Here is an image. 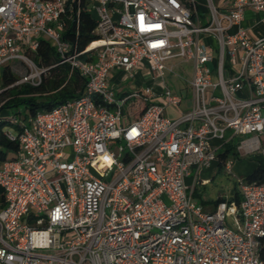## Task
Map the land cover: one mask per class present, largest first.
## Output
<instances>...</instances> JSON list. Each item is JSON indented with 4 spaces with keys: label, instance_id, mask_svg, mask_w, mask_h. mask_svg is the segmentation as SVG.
<instances>
[{
    "label": "built area",
    "instance_id": "built-area-1",
    "mask_svg": "<svg viewBox=\"0 0 264 264\" xmlns=\"http://www.w3.org/2000/svg\"><path fill=\"white\" fill-rule=\"evenodd\" d=\"M205 6L206 20L197 0H88L97 37L76 52L63 30L80 0H0V78L19 74L0 93L42 83L48 67L33 55L43 39L85 80L18 133L3 129L19 151L0 164V264H264V183L240 182L238 203L207 211L185 181L217 160L227 130L245 136L239 152L264 154V36L241 25L246 9L264 21V0ZM176 57L193 64L177 118L165 107L182 98L165 85L124 93L112 83L162 76Z\"/></svg>",
    "mask_w": 264,
    "mask_h": 264
},
{
    "label": "trees",
    "instance_id": "trees-1",
    "mask_svg": "<svg viewBox=\"0 0 264 264\" xmlns=\"http://www.w3.org/2000/svg\"><path fill=\"white\" fill-rule=\"evenodd\" d=\"M87 2L88 0H80L78 16L75 17L74 20H67L63 30V39L68 41L72 49L76 52L84 50L85 47L97 37L93 32L96 25L95 15L93 12L86 9ZM33 58L37 65L48 67L42 83L36 87L27 84L21 85L25 87L26 95L24 97H17L16 99L7 95L9 90L0 93V101L5 100L1 106L0 113L6 109V107L13 106L12 102L16 104L25 102L28 109V117L26 118L27 121H30L38 111L50 109L67 99L77 97L81 93L85 80L81 78L76 71H70L68 65L58 64L57 53L55 49L49 45L47 40L43 39L40 41V45L34 53ZM80 59L83 61L86 60V54L81 55ZM1 78L2 87L8 86L16 79L7 67L3 69ZM139 107L140 105L137 102H129L127 104V110L136 115L139 111L141 112V108ZM6 122L11 125L15 133H18L24 127L22 122L0 119V164L5 160L14 159L19 151V142L17 138L14 140L10 139L3 130ZM236 146L237 143L233 144L230 141L223 144V150L219 151L217 154L218 167L222 168L225 165L229 155L236 158L239 157ZM248 155L254 158L251 154ZM256 161L255 168L246 176L245 181L264 183V160ZM239 199V194L236 192L229 201L238 203ZM223 200H225L224 197H218L213 200V203L216 204ZM2 206L3 195L0 192V207ZM262 257H264V251H262Z\"/></svg>",
    "mask_w": 264,
    "mask_h": 264
},
{
    "label": "rangeland",
    "instance_id": "rangeland-1",
    "mask_svg": "<svg viewBox=\"0 0 264 264\" xmlns=\"http://www.w3.org/2000/svg\"><path fill=\"white\" fill-rule=\"evenodd\" d=\"M197 1L198 4H200V9L206 11L205 0ZM165 64L167 67L172 66V70L166 69L162 76L159 74L154 75L149 70L145 69L135 73L134 78L128 77V75L124 73H120L113 78L112 83L114 87L124 93H128L135 88L142 86H150L154 91L160 92L163 89V85H165L173 95L182 98V102L179 105L169 106L165 110L167 117L171 119L177 118L181 113L187 110V103L191 98V90L188 81L193 74V64L191 61H186L179 57L168 59ZM5 65L13 67L15 63L13 61H8ZM236 68H238V66H234V69ZM15 77L19 78V74H16ZM0 85L2 86V78H0ZM216 93L218 94L219 91L216 90ZM7 95L15 99L17 97H24L26 95L25 87L14 86L9 89ZM12 105L13 106L11 107H6V109L0 113L1 120L9 119L12 121L15 120L16 122H22L28 117V109L25 102L18 104L12 102ZM6 128H10L13 131V128L7 122L3 129ZM232 134L231 130H227L225 133V139H228V141L231 140L230 142L233 144H236L241 139L245 138V136L234 135L231 139L229 137ZM262 146H264V138H262ZM250 154L256 160H264V154H262L261 151ZM254 158H251L248 154L240 152L238 158L229 155V160L232 161L229 169H221L216 162H213L208 168H201L197 176L201 185L199 183L196 185V193L194 197L197 199L203 198L205 200L224 197L225 200L228 201L236 192L239 194L240 182H244L246 176L251 173L256 166L257 161ZM194 172L195 167L192 168L191 176L186 177L185 181L187 185L189 184L188 186L192 184ZM230 222L231 219H228L226 222L227 225L230 224Z\"/></svg>",
    "mask_w": 264,
    "mask_h": 264
},
{
    "label": "crops",
    "instance_id": "crops-1",
    "mask_svg": "<svg viewBox=\"0 0 264 264\" xmlns=\"http://www.w3.org/2000/svg\"><path fill=\"white\" fill-rule=\"evenodd\" d=\"M221 0H215V2L219 3ZM198 2V1H197ZM207 9V8H206ZM198 11L199 13L203 16V18L206 20L207 19V10L206 11H202L200 9V4H198ZM241 25H243L247 31L249 32L250 35L252 36H256V35H262L264 36V21H262V13L261 12H256L252 9H246L244 11V14H243V19L241 21ZM232 30H235V28H232ZM204 40L208 43V44H213L214 45V39L211 38L210 36H204ZM116 77V76H115ZM113 78L114 76L112 77V81H113ZM169 107V106H167ZM165 107V110L166 108ZM166 114V113H165ZM229 138H233V136L231 135ZM228 141V139H227ZM231 141V140H230ZM221 150H223V147L221 148ZM220 150V151H221ZM237 150V149H236ZM238 151V150H237ZM238 153L240 154V152L238 151ZM229 160V158L227 159ZM216 164H217V160L215 161ZM212 165V164H211ZM221 169H225V166H223ZM191 176V175H190ZM188 176V177H190ZM200 184L201 185V182L198 181V178L194 181V177H193V181H192V184L190 186L193 185V190H192V197L194 198V200L196 202H198L199 204H201L204 208V210H212L214 208V203H213V200L217 199L218 197L214 198V199H211V200H205V199H197L196 197H194L195 193H196V185L197 184ZM189 185V184H188ZM0 192H1V189H0ZM210 202V203H209Z\"/></svg>",
    "mask_w": 264,
    "mask_h": 264
}]
</instances>
